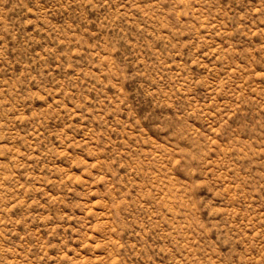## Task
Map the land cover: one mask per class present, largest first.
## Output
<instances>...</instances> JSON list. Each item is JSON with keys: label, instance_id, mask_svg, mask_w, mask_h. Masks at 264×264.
I'll list each match as a JSON object with an SVG mask.
<instances>
[{"label": "rangeland", "instance_id": "374dc122", "mask_svg": "<svg viewBox=\"0 0 264 264\" xmlns=\"http://www.w3.org/2000/svg\"><path fill=\"white\" fill-rule=\"evenodd\" d=\"M0 264H264V0H0Z\"/></svg>", "mask_w": 264, "mask_h": 264}]
</instances>
